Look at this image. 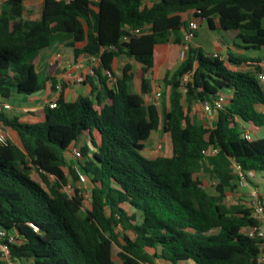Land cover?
Instances as JSON below:
<instances>
[{"label": "trees", "instance_id": "obj_1", "mask_svg": "<svg viewBox=\"0 0 264 264\" xmlns=\"http://www.w3.org/2000/svg\"><path fill=\"white\" fill-rule=\"evenodd\" d=\"M27 1L0 4V101L43 88L40 60L58 33L84 42L75 52L100 54L101 65L86 76L89 96L67 100L62 82L57 107L41 110L43 120L0 113L1 126L15 133L0 144V230L14 237L13 258L26 264H261L262 240L247 231L259 223L253 201L227 198L246 180L264 200L255 179L264 173V136L246 139L244 126L264 129L258 109L264 105V63L246 71L230 66L262 58H224L190 44L162 80L161 103L146 96L153 90L156 45L183 44L172 35L188 27L184 12L195 10L212 29L240 30L245 48L259 50L264 0H41L38 18L27 15ZM137 28L140 33L133 32ZM120 55L141 68L127 64L116 76L112 62ZM135 79L140 92L132 90ZM47 80L56 89L57 80ZM220 95L227 102L215 112V125L207 126L194 105ZM158 129L169 134L172 154L146 158L140 152ZM85 132L90 144L79 146ZM79 171L91 183L88 191ZM69 183L72 193L65 189Z\"/></svg>", "mask_w": 264, "mask_h": 264}, {"label": "crops", "instance_id": "obj_2", "mask_svg": "<svg viewBox=\"0 0 264 264\" xmlns=\"http://www.w3.org/2000/svg\"><path fill=\"white\" fill-rule=\"evenodd\" d=\"M5 1V0H4ZM2 1V2H4ZM35 1L36 0H28L27 1V15L31 18H38L40 16V13H34L32 10L35 8ZM157 0H144V2L148 5H152ZM0 2V4L2 3ZM183 19L188 21V23L191 20H196L199 24V28L197 30V35L192 40L191 44L196 47H200L206 52L210 54H218L224 58H228L230 53H237V54H243L247 55L249 57H261L262 62H257L253 60H249L247 63H243L240 66L230 65L231 68L238 69V70H254L255 65H261L264 63V46L259 50H254L252 48H245L247 44L242 41V39L239 37L240 30L238 29H229V30H223V29H212L209 27L207 20L202 18H196L195 16V10H189L182 14ZM185 29H182L179 33H176L172 35V39L176 38H183ZM70 46L71 49L68 51H65L64 48L66 46ZM84 46V42H75L73 41V37L71 35H65L58 33L55 36L54 41L50 45V47L44 52V54L41 57L40 64H39V72L41 75H43L45 79L44 83V90L42 92H37L36 94L27 96V95H19L17 93H13L14 96L17 98V100L23 101L27 106H12L10 109L3 111L6 117L12 118L15 116H18L19 113L22 112V115H24V112L31 114L34 109H37L36 113L37 119L43 120L44 115L41 113V110L48 107L49 103L52 101H55L62 90H57L52 88L50 80H47V77H54L57 80L58 83L66 82L67 88L64 91V95L67 100L75 101L79 96H89L91 94V86L87 83H75L71 79H68L66 77V61L73 60L77 61L81 65V72L86 73L88 69V59L86 56V53H79L77 54L75 52V48H81ZM214 47V50L212 52H209L207 50L208 47ZM61 52L63 57L62 59H57L56 55L57 53ZM181 52H182V44L169 42V43H161L157 44L155 47V56H154V67L151 72V78H152V94L146 96V99L149 101H156L155 95L157 91L160 89L163 90V78L166 75L167 71L174 70L178 64L182 61L181 59ZM127 64L132 65L134 70H138L141 68V64L137 61H135L133 58H130L126 55H120L113 59L112 62V70L116 76L121 77L122 76V70L123 67ZM74 74H77V70H72ZM261 83H264V81H261ZM98 84V83H97ZM132 90L135 92L141 91V81L139 79H135L132 82ZM100 88L102 86L98 84ZM100 92V90L98 91ZM12 94V95H13ZM9 102L8 99H4ZM158 102V101H156ZM10 103V102H9ZM11 104V103H10ZM195 110L197 111V115L200 119V121L207 125L213 127L215 125L216 118H208L203 113V107L202 104H195L194 105ZM258 109L260 111L264 112V105H259ZM21 111V112H18ZM25 115V116H28ZM19 117V116H18ZM244 126L246 127V131L250 132L255 137V132L260 131L264 132L263 128L256 127L253 124L244 123ZM9 134L14 138L15 133L13 130H8ZM155 132L154 137H149L154 139L158 138L159 131H153ZM151 133V135L153 134ZM165 133V132H164ZM150 135V136H151ZM164 135H168V133H165ZM148 139V140H149ZM159 145V144H158ZM164 149L160 150L157 146V151L152 149L150 151L151 158L157 157V156H165L162 154ZM36 172V171H35ZM33 175V172L31 176ZM33 177V176H32ZM34 178V177H33ZM35 179V178H34ZM37 180V179H35ZM39 181V180H37Z\"/></svg>", "mask_w": 264, "mask_h": 264}, {"label": "built area", "instance_id": "obj_3", "mask_svg": "<svg viewBox=\"0 0 264 264\" xmlns=\"http://www.w3.org/2000/svg\"><path fill=\"white\" fill-rule=\"evenodd\" d=\"M199 28V24L196 20H191L188 24V27L185 29L184 35H183V44H182V52H181V59L183 60L187 52L189 50V46L196 36V31ZM135 33H140L141 30L139 28L133 30ZM127 37H125L126 39ZM87 59H88V69L86 73L81 72V65L77 61L68 60L66 61L67 71H66V77L68 79H71L75 83H84L87 75H95L96 69L101 65V55L100 54H88L86 53ZM57 59H62L63 55L61 52L57 53L56 55ZM72 70H77L78 73L74 74ZM107 76L110 78V80H114V74L112 71L107 70L106 71ZM186 78L188 76L186 75ZM259 78L261 81H264V72L259 74ZM57 90H62V84L58 83L56 86ZM156 100L161 98V90L159 89L155 95ZM227 102V96L226 95H220L218 96L213 102H205L202 104L203 107V113L208 118H213L215 115V112L219 109H222ZM51 108L57 107V102L52 101L48 105ZM12 107V105L6 101L1 100L0 101V113L8 110ZM245 138L246 139H252L253 136L250 132H245ZM9 142V136L8 132L4 129L3 126L0 124V144L7 145ZM158 148L161 150L163 148L162 143H159ZM218 149L209 150V152H217ZM72 154L75 157H79L81 155V151L78 147L72 148ZM236 170L241 171V166L236 165ZM80 178L82 183L86 182L85 176L79 171ZM244 182V180H242ZM66 191L69 193L73 192V186L71 183H69L65 187ZM252 194H253V217L258 220V224L248 228V233L250 236H257L260 237L262 240V251H261V257L260 261L261 264H264V200L260 198L259 191L257 188H252ZM14 241V237L11 235H8L5 231L0 230V256L4 264H26L20 260L14 259L11 253V248L9 243Z\"/></svg>", "mask_w": 264, "mask_h": 264}, {"label": "rangeland", "instance_id": "obj_4", "mask_svg": "<svg viewBox=\"0 0 264 264\" xmlns=\"http://www.w3.org/2000/svg\"><path fill=\"white\" fill-rule=\"evenodd\" d=\"M2 1H4V0H0V2H2ZM41 4H42L41 0H36L35 1V8L32 11L34 13H37V14L40 13ZM263 26H264V20H263ZM70 49H71V47L69 45L64 48L65 51H68ZM207 50L209 52H212L214 50V47L213 46L208 47ZM40 81L44 86L45 79H44L43 75L40 76ZM261 86L264 90V83H261ZM43 90H44V87L39 92H42ZM101 95L103 97V93ZM91 98H94V97L92 96ZM156 101H158V103H161L162 97ZM9 102L11 103L12 106L13 105L14 106H22V107L27 106V104H25L23 101L17 100V98L14 96V94L11 95V97L9 98ZM36 111H37V109H34L33 112L29 115L26 112H24V115H22V112L18 111V112H21L18 114V116H19L20 120L23 122L35 123V122L39 121L37 119L38 114L36 113ZM25 115H28V116H25ZM158 131H159L158 138H154V139L150 138L145 143L144 149L140 152L146 158H151L150 151L152 149L157 151L156 149H157V146L159 143H162V145L164 146L162 154H164L165 156H170L172 154V144H171L170 136L164 135L165 133L163 132L162 129H158ZM154 135H155V132H153V134L150 137H154ZM261 136H264V132L262 133L260 131H256L254 138H258ZM89 144H90V134L88 132H85L84 134L81 135V137L78 141V145L80 146V145H89ZM66 170H67V168H66ZM263 174L264 173H257L255 179H256V181H258L260 183V188H261L260 190L264 194ZM32 176L35 179L41 181V177L37 172L33 171ZM200 178L203 181L206 188L210 192H213L214 188L212 186V180L209 178V176L202 174ZM83 186L85 187L86 191H88L91 187V183L88 180H86V182L83 183ZM252 188H253L252 185L248 181L244 180V182H241V187L238 189V191H236L235 193H230L227 200L229 202H236V201H239L240 199H246L249 201H253ZM85 207H87V208L90 207V198H89L88 193H86ZM117 251H118V247L114 246L115 258H117ZM155 264H166V263H163L160 260H156Z\"/></svg>", "mask_w": 264, "mask_h": 264}]
</instances>
